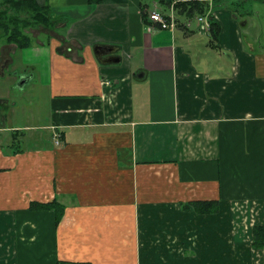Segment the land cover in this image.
Listing matches in <instances>:
<instances>
[{
  "label": "crops",
  "instance_id": "obj_1",
  "mask_svg": "<svg viewBox=\"0 0 264 264\" xmlns=\"http://www.w3.org/2000/svg\"><path fill=\"white\" fill-rule=\"evenodd\" d=\"M77 1L96 9L67 36L59 24L30 29L37 41L18 50L0 33V109L16 85L48 92L46 124L15 114L7 128L0 113V264H203L179 241L183 227L157 219L207 218L183 211L193 201L264 199V0L211 8L218 48L196 19L174 32L149 20L155 6L185 0ZM96 45L118 47L121 62L102 64ZM39 129L51 131L33 134L45 144L20 148ZM54 201L65 209L58 224L59 207L42 208ZM215 237L211 264L236 263L237 243L214 251ZM236 239L248 264H264L252 234Z\"/></svg>",
  "mask_w": 264,
  "mask_h": 264
},
{
  "label": "rangeland",
  "instance_id": "obj_2",
  "mask_svg": "<svg viewBox=\"0 0 264 264\" xmlns=\"http://www.w3.org/2000/svg\"><path fill=\"white\" fill-rule=\"evenodd\" d=\"M71 1L78 4L79 6L70 5L67 0H54L55 4L52 3L51 5L52 14L58 19L57 22L59 23L57 32H60L65 36H67L71 27H73L75 21L83 20L85 17H90V15L93 14L92 12L96 9L95 7H81L79 1L77 0ZM255 22L258 25H261L263 23V19L256 18ZM104 23L107 24L106 20L104 21ZM259 27L261 29V26ZM39 31L42 30L39 29ZM0 33L3 34V31L1 29ZM258 35L260 36V43L264 44V34L262 35V31H260ZM34 36L35 35H33V37ZM36 37L40 40L45 41L46 47L49 48V46L47 45L48 38L45 34L41 33V35H38ZM33 46L34 45H32L30 48H32ZM29 53V50H26L25 56H27ZM45 57H47V55ZM21 60L22 57L20 55H17V63H20ZM22 87L24 88L23 90ZM22 87L16 85L15 90L12 91L10 104L4 106L1 105L0 113L5 114L6 118L9 119L7 128H12V124L10 121L11 118H15V114H17V119L19 121H22L23 123L27 122L34 126L46 124L44 118L46 110L44 109L43 102L47 101L48 92L43 91L38 86H31L30 84H28L26 87L23 85ZM14 100L15 104L13 105L12 103ZM33 113H39L41 115L40 120L36 121V123L30 120ZM8 132L9 135L12 134L11 131ZM34 133H37L38 135L44 134V137L48 139L51 131L39 129L38 131L29 132V136L27 137V141L29 142H24L20 145L18 144L20 148L25 149L42 146L43 144H45L38 140L39 136H36V138H34ZM36 141H38V143H36ZM157 222L161 224V226H168V229L176 226H181L180 228L183 227L184 232L179 233V241L181 242V240L186 239L188 242L187 244H189V246L187 245L188 249L197 251V254L203 258V264H211V262L215 260L214 254H211L208 251L210 248V246L208 245V240L211 234L216 235V244L215 246L211 247L212 250L217 251L219 247H222L227 240L231 239L234 241L233 244L237 243L238 245L236 250H234V253L236 252L234 258L236 256H240L237 262L233 264H248L250 257H248V255L246 256V254L242 257V254L244 253L243 251L246 248L242 247L240 245V241H238V239L236 238H240L241 236L247 241L250 234H252L251 229L254 225H264V199H235L231 201L223 200L221 213L217 216L195 218L193 216L188 217L185 215H179L177 217H173L172 215L167 216L163 214L158 217ZM170 232L171 230L165 231L164 229H160L158 235H162L163 239L166 240L167 234L170 235ZM182 235L184 236L183 239ZM176 237H178V235H176L174 238ZM188 253V257H190V254H192L193 251H189Z\"/></svg>",
  "mask_w": 264,
  "mask_h": 264
},
{
  "label": "trees",
  "instance_id": "obj_3",
  "mask_svg": "<svg viewBox=\"0 0 264 264\" xmlns=\"http://www.w3.org/2000/svg\"><path fill=\"white\" fill-rule=\"evenodd\" d=\"M101 0H89L91 4H98ZM219 0H214L213 6L200 0H185L175 4V11L180 26H187L189 22L194 21L198 16H206L211 8L224 6L226 3L219 5ZM164 2V1H161ZM166 2V1H165ZM171 2L164 3V11H169ZM167 9V10H165ZM58 19L52 14V9L46 0L44 5H39L36 0H4L3 8L0 11V29L3 31L5 42L17 45L18 50L31 47L35 43V38L28 33L29 29H46L54 30L59 24ZM221 32V26L218 22L210 18V29L208 32V46L218 48V42ZM48 42L52 39L48 36ZM38 206L33 205L36 209ZM60 209V214L56 215L58 224L64 215V205L56 201L42 206L43 209ZM184 212H194L201 217H214L219 215L222 210V201H193L188 204H182ZM253 243L252 246L258 250H264V225H255L252 229ZM59 264H70L59 262Z\"/></svg>",
  "mask_w": 264,
  "mask_h": 264
},
{
  "label": "built area",
  "instance_id": "obj_4",
  "mask_svg": "<svg viewBox=\"0 0 264 264\" xmlns=\"http://www.w3.org/2000/svg\"><path fill=\"white\" fill-rule=\"evenodd\" d=\"M210 15L211 13L209 12L207 16L197 18L200 27L207 33L210 29ZM148 17L154 25L160 26L163 30H172L174 32L178 28V18L173 7L170 12H165L159 6H155ZM56 138L59 139L60 135H56Z\"/></svg>",
  "mask_w": 264,
  "mask_h": 264
},
{
  "label": "water",
  "instance_id": "obj_5",
  "mask_svg": "<svg viewBox=\"0 0 264 264\" xmlns=\"http://www.w3.org/2000/svg\"><path fill=\"white\" fill-rule=\"evenodd\" d=\"M118 50V47L111 45H96L94 47L95 56L102 64L120 63L121 57L116 55Z\"/></svg>",
  "mask_w": 264,
  "mask_h": 264
}]
</instances>
